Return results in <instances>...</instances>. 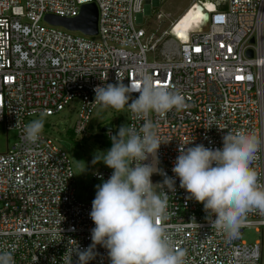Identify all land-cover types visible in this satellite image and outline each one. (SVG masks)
<instances>
[{"label":"built area","instance_id":"obj_1","mask_svg":"<svg viewBox=\"0 0 264 264\" xmlns=\"http://www.w3.org/2000/svg\"><path fill=\"white\" fill-rule=\"evenodd\" d=\"M153 2L141 0L137 9L136 0H0V124L19 140L0 153V252H10L14 264H76L77 249L93 243L95 227L92 202L77 198L71 154L43 132L28 141L27 120L57 115L76 102L73 129L83 141L100 105L94 89L119 80L136 86L144 75L174 88L187 105L163 119L155 113L139 118L126 107L128 126L140 131L151 120L164 142L157 167L174 179V191L163 184L164 175L152 181L168 194L161 225L174 249L186 253L185 264H264V212L250 211L240 235L228 239L173 172L181 147L222 149L224 135L237 131L264 139V0H196L167 30L152 32L138 22ZM91 3L99 13L96 36L45 21L47 15L75 18ZM197 6L206 23L183 39L175 30ZM166 42H177L178 50L163 47ZM251 167L264 188V146ZM112 173L100 170L95 178L105 182ZM253 227L263 237L249 244L242 234ZM95 251L89 264H111L106 248Z\"/></svg>","mask_w":264,"mask_h":264},{"label":"clouds","instance_id":"obj_2","mask_svg":"<svg viewBox=\"0 0 264 264\" xmlns=\"http://www.w3.org/2000/svg\"><path fill=\"white\" fill-rule=\"evenodd\" d=\"M141 0H136L139 9ZM95 103L122 111L126 107L137 117L151 113L166 118L173 110L187 107L185 97L172 87L158 86L144 75L136 86L116 84L97 86ZM139 96L132 99V93ZM131 100V103L129 102ZM210 128V127H209ZM44 129L43 114L24 127V137L37 141ZM112 140L110 150L99 153L94 163L103 162L113 173L97 186L90 217L92 244L77 249L76 264H89L95 259L96 246L108 250L111 264H185L186 253L174 249L171 239L161 225L167 218L168 194L154 190V174L165 176L164 185L174 191L175 181L162 172L158 151L164 143L151 120L140 131L124 125ZM264 139L254 132H227L223 147L208 148L203 144L181 147L173 172L180 187L190 193V199L204 205L206 212L215 215L212 225L228 239L240 235V227L253 210L264 212V188L258 184V173L251 167ZM151 157V163H145ZM0 264H14L10 252H0Z\"/></svg>","mask_w":264,"mask_h":264},{"label":"rangeland","instance_id":"obj_3","mask_svg":"<svg viewBox=\"0 0 264 264\" xmlns=\"http://www.w3.org/2000/svg\"><path fill=\"white\" fill-rule=\"evenodd\" d=\"M196 0H154L153 5L146 8L143 16L140 18L138 25L145 30H167L169 24L178 19ZM161 15L159 19L158 16ZM168 15L171 17L169 18ZM164 20L165 22L159 23ZM98 41V38H93ZM174 46L177 47V42H166L163 47H166L172 51ZM176 50V51H177ZM148 59L153 60V54H148ZM76 102L70 104L61 113L44 118L43 133L55 140L63 139L67 140L71 144V159L72 166L75 175V188L77 198L80 201H85V195L91 188L97 191V186L101 185L103 181L97 180L95 174L100 170H112L102 161L94 163V159L97 154L106 152L112 147V140L109 134L100 133V126L108 121L115 122V128L112 132L113 135L118 133L121 126L128 125V113L125 108L122 111H117L113 108H105L101 104L93 111L91 120L89 123V136L80 141L74 134V125L76 122ZM40 117H33L27 120V123L31 120L38 119ZM59 120H67L69 127L65 132H58L53 125ZM17 131L11 130L8 133L2 124H0V153H5L7 148H12L18 143ZM157 191L156 187L154 188ZM262 233L256 230L255 227L245 229L242 234V240L249 244L256 243L262 240Z\"/></svg>","mask_w":264,"mask_h":264},{"label":"water","instance_id":"obj_4","mask_svg":"<svg viewBox=\"0 0 264 264\" xmlns=\"http://www.w3.org/2000/svg\"><path fill=\"white\" fill-rule=\"evenodd\" d=\"M98 7L96 4H86L81 8L80 14L75 18H62L59 16L47 15L45 21L51 25L62 26L70 31H80L88 36H96L98 34ZM252 56V52H249ZM69 122L67 120L57 121L53 127L58 132H65L68 128ZM115 128L114 121H108L100 126V133L113 132ZM59 144L64 147L67 152L71 154V144L67 140L58 139ZM96 192L93 188L89 189L85 195V201H93Z\"/></svg>","mask_w":264,"mask_h":264},{"label":"bare ground","instance_id":"obj_5","mask_svg":"<svg viewBox=\"0 0 264 264\" xmlns=\"http://www.w3.org/2000/svg\"><path fill=\"white\" fill-rule=\"evenodd\" d=\"M209 9H212L213 7L211 5L207 6ZM206 16L202 14V10L200 6H197L196 8L191 9L190 11H187L183 16L178 24L175 32L183 39H186L188 32L191 28L194 26H199V24H205L206 23ZM195 24V25H194Z\"/></svg>","mask_w":264,"mask_h":264},{"label":"snow or ice","instance_id":"obj_6","mask_svg":"<svg viewBox=\"0 0 264 264\" xmlns=\"http://www.w3.org/2000/svg\"><path fill=\"white\" fill-rule=\"evenodd\" d=\"M197 51H198V49H197ZM157 85L160 86L159 83Z\"/></svg>","mask_w":264,"mask_h":264}]
</instances>
